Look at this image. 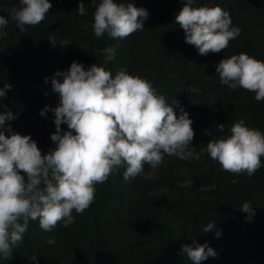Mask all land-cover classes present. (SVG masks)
Returning <instances> with one entry per match:
<instances>
[{"label": "trees", "instance_id": "obj_1", "mask_svg": "<svg viewBox=\"0 0 264 264\" xmlns=\"http://www.w3.org/2000/svg\"><path fill=\"white\" fill-rule=\"evenodd\" d=\"M49 2L52 8L44 21L22 31L11 18L19 0H0V16L8 20L0 32V87L11 85L0 103L16 117L6 124L30 135L47 152L53 146L54 114L48 111L42 116L40 110L59 102L51 90L55 71L68 70L73 61L85 68L103 65L113 75L123 67L150 81L169 103L178 101L192 120L190 147L200 153V159L165 155L149 179L141 175L125 181V169H117L95 186V200L87 210L73 211L72 225L66 228L61 221L45 232L38 221H30L12 258H0V264H193L186 254L180 255L181 245H192L193 238L216 253L200 264H264V157L252 176L233 175L202 151L208 140L227 136L241 117L247 126L264 132V101L243 88L222 84L215 71L222 58L241 52L264 61V0H195L196 7L219 5L229 12L233 26L241 29L228 48L212 55H200L175 24L183 0H123L146 9L148 18L142 31L122 40L107 34L94 36L91 0H83L84 15L78 14L79 0ZM49 37L55 38L56 46ZM65 39L70 44L62 47ZM107 47L116 49L115 58L108 62L101 54ZM179 106H174L177 116ZM217 124L225 125L223 132ZM61 128L66 131L67 125ZM150 171L145 165L144 174ZM189 180L191 186H181ZM244 202L254 210L251 219L241 210ZM212 221L213 230L203 233ZM53 237L55 244H48Z\"/></svg>", "mask_w": 264, "mask_h": 264}, {"label": "clouds", "instance_id": "obj_2", "mask_svg": "<svg viewBox=\"0 0 264 264\" xmlns=\"http://www.w3.org/2000/svg\"><path fill=\"white\" fill-rule=\"evenodd\" d=\"M91 2L95 6V37L107 34L122 40L144 29L146 9L123 0ZM194 4L195 0H183L175 15V24L185 33V42L195 46L200 55L223 52L241 29L233 26L229 12L219 5ZM51 8L49 0H19L11 18L23 31L25 26L35 27L43 22ZM77 11L84 15L83 0H79ZM7 23L0 16V32ZM82 27L86 29L88 25ZM48 41L57 45L54 37ZM68 44V40L62 41V47ZM101 54L106 62L112 61L116 49L107 47ZM215 71L222 84L231 89L243 88L254 93L257 101H264V61L241 52L222 58ZM10 88L8 83L0 87V101ZM51 90L58 95V104L45 105L40 110L42 116L48 111L54 114L55 131L50 133L53 146L47 152H42L30 135H22L6 124L16 117L7 105L0 103V108L5 109L0 111V258L5 260L12 258L30 221H38L45 232L61 221L66 228L72 225L73 211L82 214L87 210L95 200V186L105 183L117 169H125V181L141 175L149 179L165 155L186 161L200 159V153L190 147L194 137L192 120L178 101L169 103L150 81L123 67L113 75L103 65L93 63L85 68L73 61L68 70L55 71ZM174 106L180 107L179 116ZM62 124L67 125L66 131ZM224 129V124H217L219 132ZM228 131L227 136L208 140L202 151L224 171L252 176L262 166L264 132L247 126L243 117L234 121ZM145 165L151 169L147 175ZM191 185L189 180L181 186ZM241 210L249 214V219L254 215L248 202L242 204ZM213 228V221L209 222L203 233ZM47 243L54 245L55 238H48ZM185 254L193 264L216 255L207 243H197L195 238L192 245H181L180 255Z\"/></svg>", "mask_w": 264, "mask_h": 264}, {"label": "rangeland", "instance_id": "obj_3", "mask_svg": "<svg viewBox=\"0 0 264 264\" xmlns=\"http://www.w3.org/2000/svg\"><path fill=\"white\" fill-rule=\"evenodd\" d=\"M212 54H213V53L210 52V55H212ZM249 225H250V221L248 220V221L246 222L245 227L247 228Z\"/></svg>", "mask_w": 264, "mask_h": 264}]
</instances>
